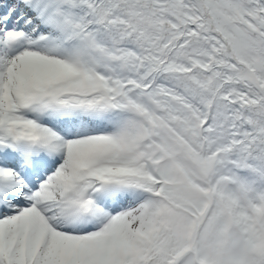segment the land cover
Here are the masks:
<instances>
[{
  "label": "snow or ice",
  "instance_id": "obj_1",
  "mask_svg": "<svg viewBox=\"0 0 264 264\" xmlns=\"http://www.w3.org/2000/svg\"><path fill=\"white\" fill-rule=\"evenodd\" d=\"M0 264H264V0H0Z\"/></svg>",
  "mask_w": 264,
  "mask_h": 264
}]
</instances>
